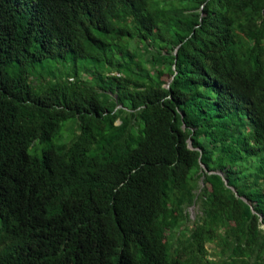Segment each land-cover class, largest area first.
Returning <instances> with one entry per match:
<instances>
[{"label":"trees","instance_id":"1","mask_svg":"<svg viewBox=\"0 0 264 264\" xmlns=\"http://www.w3.org/2000/svg\"><path fill=\"white\" fill-rule=\"evenodd\" d=\"M0 264H264V0H0Z\"/></svg>","mask_w":264,"mask_h":264},{"label":"rangeland","instance_id":"2","mask_svg":"<svg viewBox=\"0 0 264 264\" xmlns=\"http://www.w3.org/2000/svg\"><path fill=\"white\" fill-rule=\"evenodd\" d=\"M74 128H75V121L69 120L67 122L64 123L61 132L55 136L52 141L53 143H61L62 141H70L73 138V133H74ZM47 147V143H39V148L37 150V152L39 154H41L42 150ZM32 153H36L35 151H33V149L31 150ZM192 211V216H195V211L194 209L191 210Z\"/></svg>","mask_w":264,"mask_h":264},{"label":"water","instance_id":"3","mask_svg":"<svg viewBox=\"0 0 264 264\" xmlns=\"http://www.w3.org/2000/svg\"><path fill=\"white\" fill-rule=\"evenodd\" d=\"M170 83L168 84V87H169ZM190 146L192 147V142L190 141ZM219 174L223 175L222 172H219ZM226 183H228V180H226Z\"/></svg>","mask_w":264,"mask_h":264}]
</instances>
